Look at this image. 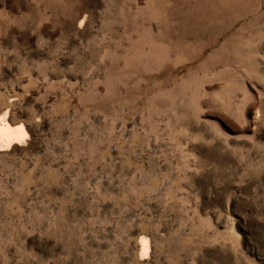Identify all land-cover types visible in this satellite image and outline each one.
<instances>
[{
  "label": "rangeland",
  "instance_id": "374dc122",
  "mask_svg": "<svg viewBox=\"0 0 264 264\" xmlns=\"http://www.w3.org/2000/svg\"><path fill=\"white\" fill-rule=\"evenodd\" d=\"M5 111L0 264H264V0H0Z\"/></svg>",
  "mask_w": 264,
  "mask_h": 264
},
{
  "label": "bare ground",
  "instance_id": "6f19581e",
  "mask_svg": "<svg viewBox=\"0 0 264 264\" xmlns=\"http://www.w3.org/2000/svg\"><path fill=\"white\" fill-rule=\"evenodd\" d=\"M7 114H9L8 111H5L0 115V150H5L9 147L11 148L14 144H22L25 141L27 142L26 138H29V133L28 130H26L25 124L22 122L15 124L10 123L7 119ZM148 239L149 238L147 237L141 238L140 247L142 255H145L148 252Z\"/></svg>",
  "mask_w": 264,
  "mask_h": 264
}]
</instances>
